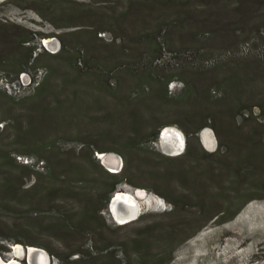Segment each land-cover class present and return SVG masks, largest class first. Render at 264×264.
<instances>
[{
	"label": "trees",
	"instance_id": "16d2710c",
	"mask_svg": "<svg viewBox=\"0 0 264 264\" xmlns=\"http://www.w3.org/2000/svg\"><path fill=\"white\" fill-rule=\"evenodd\" d=\"M95 2H106L104 11L111 12L109 27L120 33L121 38L115 40H121L123 44L118 48L120 54L116 63H97L91 57L86 59L85 48L78 49V54L66 51L68 47L61 33L44 35L59 38L63 45L60 51L38 53L37 47L31 46L24 55L8 61L18 68L14 71L19 77L31 68L36 71L37 64L42 61L64 58L78 77L83 74L82 69L93 71L95 84L73 85L79 90L73 95L83 94L87 100L81 99L77 110L68 118L67 128L62 129L74 131L69 134L85 145L82 155H69L60 163L42 155L54 150L63 137L54 142H45L44 135H37L35 139H32L35 135L28 137V118L32 112L26 116V127L18 129L16 141L24 148L18 153L29 156L40 152L38 159L53 165L50 177L59 185L58 190L63 197L73 200L71 205L65 200L52 205L53 212L57 213L53 223L46 225L39 220L33 222V218L25 219L26 222L22 219L25 214L29 217L31 213L42 214L38 207L45 202L51 204L53 199L50 193L34 197L33 189L25 190L18 185L17 176L24 172H39H34L29 164H17L12 154L0 151L3 159L0 165L3 170L0 174V216L14 222L12 228L0 229V241L44 248L57 256L62 264H108L104 259L117 264H166L173 256L172 246L179 239L178 235L184 240L191 238L206 223L232 220L251 201L264 199V0H177L174 9L179 8L178 13L173 11L171 15L164 13L169 8L163 0H119L125 7L122 13L114 3L110 5V0ZM135 7H145V17L138 11L134 20L127 19L129 12L137 11ZM210 14H227L233 20L225 25L219 16L213 19ZM71 22H66V26ZM57 27L62 29L63 25L57 24ZM148 27L152 28V37L148 40L152 45L147 51L149 54H141L145 50L142 47L145 36H149L145 31ZM219 27L226 30L220 34V40L226 43L225 46L229 45V49L216 47L213 51L207 45ZM175 28L188 36L186 44L177 48L171 43V31ZM132 29H136L134 40L127 35ZM241 40L249 45V51L236 55L232 48L239 47ZM32 41L27 38L24 43ZM165 53H171L173 58L160 63ZM206 62L212 65L208 66ZM47 67L51 74L57 73L56 67ZM205 67L210 68L206 75ZM125 71L137 79L127 94L118 78ZM32 76V82L26 88L33 89V93L42 89L43 95L52 89L44 77L37 76V72ZM200 80L205 81L203 93L197 90ZM176 81L184 84L183 92L178 96L169 89ZM66 99L58 98L51 107L62 106ZM158 103L160 108L155 109ZM169 104L178 105L186 112V117L179 122L189 144L186 151L177 156L150 149V143L156 141L161 130L168 126L160 124L158 117L150 112L164 109ZM199 104L200 110L197 109ZM40 106L38 104V108ZM51 107L45 109L48 111ZM256 108L260 110L259 114L255 113ZM93 109L102 110V115L91 116ZM125 113L129 116H123ZM83 118L90 127H96L94 133L82 130ZM207 127H212L219 138V147L214 152L200 145V134ZM95 152L119 154L124 160L122 170L109 172L95 157ZM172 161L177 162L176 168L162 169V162L169 166ZM160 179L169 184L177 180L178 190H161L156 183ZM124 183L159 194L173 205V210L169 213L172 216L168 223L145 225L138 229L136 239L124 240L120 246L126 256L120 262L117 254L111 251H107L104 258L101 256L108 250L103 235L106 219L101 212L109 196ZM93 191H98V195L93 197ZM144 218L142 216L140 220ZM129 224L119 225V228ZM50 234L66 241L67 248L57 250L50 246L45 241ZM152 244H158L156 248L163 253L160 250L153 252ZM7 250L5 245H0V254Z\"/></svg>",
	"mask_w": 264,
	"mask_h": 264
},
{
	"label": "rangeland",
	"instance_id": "374dc122",
	"mask_svg": "<svg viewBox=\"0 0 264 264\" xmlns=\"http://www.w3.org/2000/svg\"><path fill=\"white\" fill-rule=\"evenodd\" d=\"M95 1L97 0H0V151L4 150L12 154L17 164H29L34 172H39V174L24 172L20 176H17L16 179H18V181L16 180V182H18V185L23 186L22 188L25 190L33 189L32 193L35 195L34 197H41L42 195L50 193V198L53 199L51 204L45 202L38 207L40 210L39 213L43 212L44 214L31 213L30 217L28 214L22 216L25 222V219L33 218V222L39 220L46 225L49 223L51 224L54 221L53 218L57 215L56 212H53L52 205L63 200L69 203L68 205H71L73 200L68 197H63V193L58 190L60 189L59 185L50 177L53 165L50 164L49 161H40L38 159L41 154L40 152H33L36 155L32 153V155L29 156L18 153L24 150L16 141L18 129H24L26 127V116L32 112L30 118H28V129H30V131L26 132L28 137H33L35 135L32 138L35 139L37 135H41L42 137L44 135L46 139L45 142H54L58 140V138L63 137V140L57 143L54 150L43 153L42 155H47L52 162L55 160L58 162L63 161V159H67L69 155H82L83 151L86 149L85 145L81 140L73 138L76 136L69 134L74 131H62V129L67 128L68 118L72 115L73 111L77 110V106L81 99L84 101L87 100L86 96L83 94L73 95L76 91H79L78 88H74L73 85H83L87 82L95 84V80L92 73L93 71L88 68L82 69L81 73L83 74L78 77L74 72L75 69L70 67L67 60L64 58L55 59L53 61H42L37 64L36 71V68H31L30 71L21 73L19 77H17L14 71V69L18 68L8 61L13 57L24 55L26 51L28 52L30 50L29 47L31 46H36L38 53H56L60 51L63 47L61 40L57 37H44V35L50 36L55 33H61L67 47L71 48L69 50L67 48L66 51L78 54V49L85 48L86 52L83 55L86 59H90L91 57L94 58L97 63H106L107 61L116 63L120 54L118 48L123 44L121 40H115L116 38H121L120 33L109 27L110 20L108 17H110L111 12L104 11L107 9L106 2L98 3ZM110 1L112 2L110 5L114 3V6H116L121 13L124 11L125 7L118 2L119 0ZM175 1L177 0H163L169 8L164 13L171 15L173 11L174 13L177 12L176 10L179 8L174 9ZM110 5H108V7ZM136 9L137 11L129 12L126 18L134 20L138 11L145 17L147 12L145 7H137ZM218 16L223 20L225 25L231 23L233 20V18L227 14H210V17L213 19H217L214 17ZM69 21H72L71 24L66 26V22ZM57 24L63 25L62 29H59ZM148 24L150 23L148 22ZM79 25H82V27ZM179 30V28H175L171 31L172 47L177 48L178 45H182V43L188 40L186 33H181ZM135 31L136 29H132L127 34L130 36L131 40H134L137 36ZM145 31L149 36H145L144 46H142L145 50L144 53L142 52L141 54H149L147 51L150 50L152 45L148 42L149 38L152 37L150 34L152 28L148 27ZM215 32L217 33L216 30ZM140 33L144 34V31H140ZM222 33H226V30H222V28L219 27L218 33L213 36L211 42H208L209 44L207 46L209 49L214 51L216 47L219 49L222 47L223 49L229 47V45L228 47L225 46L226 43L220 40V34ZM27 38H31L33 41L24 43V40ZM222 40L226 41L227 39ZM239 44V47L234 46L232 48L236 55H239L241 51L246 52L249 47L244 40H241ZM172 58L173 55L167 53L159 62H168L171 61ZM47 65L56 67L57 73L55 75L51 74ZM206 65L209 66L212 65V63L206 62ZM209 70L210 68L205 67V75ZM36 72L37 76L44 77L46 83L52 86V89L49 90L50 92L48 91L41 95L42 89L36 90L33 93V89L26 88L27 84L30 83L31 77H33L32 75H36ZM118 78L121 81L120 86L125 90L126 94L129 93L132 85L137 80L129 71L120 73ZM108 79L110 80V78ZM202 83H205V81L200 80L197 82V90L199 93H203V90L206 89ZM183 87L184 84L182 82L176 81L171 83L169 89L173 92L174 96H178L183 92ZM155 88L157 89L158 87L155 86ZM58 98L61 100L67 99L62 106L51 107V104H54ZM38 104L42 106L38 108ZM159 104L160 103H158V105ZM158 105L155 106V109L160 108V105L159 107ZM116 106L118 107V104H116ZM46 107L51 108H48L47 111L45 109ZM106 109L109 110L108 106ZM197 109H202V106L199 104ZM259 111L258 108L255 109L256 114H259ZM102 112V110L97 111L93 109L90 115L98 117L102 115ZM150 115H156L160 120V124H168V126L164 127L172 128L169 129L170 131L168 134L179 137L182 141V149L178 153L170 154L159 137L156 141L150 143V149L153 148L156 151L158 150L165 155L171 156L181 155L185 152L189 140L187 134L181 128L179 121H182L183 118L186 117V112H183L178 105L169 104L164 109L161 107L160 110H154L153 113L150 112ZM123 116L126 117L129 116V114L125 113ZM1 119H5V121ZM81 123L83 125L82 130L88 133H94L93 129L96 128L94 125L90 127V125L87 124V120L84 118L81 120ZM73 129H76V127ZM179 132L182 133L183 137L179 135ZM192 143H194V141H192ZM171 144L174 146L175 143ZM200 145L209 152H214L218 149L219 138L212 127H207L202 130L200 134ZM196 146H198V144ZM102 155L103 153L95 152V157L106 170L109 172H118L122 170L124 160L119 154L106 152L108 163H105ZM2 163L3 159L0 156V165ZM112 163H114V165ZM176 166V161L170 162L169 166L162 162V169L164 170H172V168H176ZM1 170L2 169H0V174L3 172V170ZM16 175H18V173H15V176ZM156 183L161 190H171L173 192L178 190L177 180L169 184L170 182L166 183L160 179V181ZM56 189L58 191H55ZM117 191H125L132 194L139 209V217L135 221L131 222L129 226L119 228L121 224L116 222L109 213H107L112 193L109 196L105 208L101 212L106 219V227H104L103 235L104 239L107 240V244L104 246L108 249L101 254V256L104 258L107 251H111L116 253L118 261L120 260V262H122L125 260L126 252L120 244L124 240L129 239L131 241L136 239L138 229L141 227L143 228L145 225L151 223H168L169 218L172 216L169 213L173 210V205L159 194L148 189L138 188L129 183L119 185ZM97 192L98 191L91 192L92 196H97ZM59 198H61V200H58ZM30 209H25L24 211ZM142 216H145V218L140 220ZM13 225V219L2 218L0 216V229H2V231L6 228H12ZM31 228H33L32 224ZM47 237L45 241L50 246L54 247V249L63 250L67 248L66 241L60 240L58 237L51 234ZM181 237L182 235L177 236L179 239H177L172 246L174 249L173 256L167 260L168 262L166 264H264V199L251 201L232 220L223 223H220L219 220H214L206 223L193 237L186 238V240H184L185 238L181 239ZM165 244H167V242ZM0 245H5L8 249L3 254H0L4 260H8V258L13 256L14 243L0 241ZM21 245L24 248L31 247L23 244ZM157 246L152 244L151 250L153 252H159L160 249L156 248ZM38 248L41 249V251L37 252L38 261L30 260L31 264L43 263V261H41L43 254H45L44 257L46 256L45 264H62L57 256H53L44 248ZM160 252L163 253V250H160ZM104 260L108 264H117L114 261L110 263L106 259ZM19 262V264H28L25 256L21 257Z\"/></svg>",
	"mask_w": 264,
	"mask_h": 264
},
{
	"label": "water",
	"instance_id": "95a60500",
	"mask_svg": "<svg viewBox=\"0 0 264 264\" xmlns=\"http://www.w3.org/2000/svg\"><path fill=\"white\" fill-rule=\"evenodd\" d=\"M169 129H172V128H164L159 135V139L161 142H163V144H165V148L170 154L178 153L182 149V141L179 137L171 136L170 134H168L170 131ZM171 143H175L174 146H172ZM103 155H106V153H103ZM119 168H120V165H119ZM133 197L134 196L128 192L115 191L112 194V197L109 201L107 213H109V215L121 225H125V224L135 221L139 217V209H138V204ZM113 205L115 206V210H113ZM118 217L119 218H130V219L121 222ZM15 246H21L22 248L21 253L17 254L14 250L13 256L8 258V260H4L0 256V259L4 262V264H10L11 261L16 262V264L20 263L19 260L23 256H25V258L27 259L28 264H31L30 260L38 261L37 252L41 251L40 248L34 247V246L24 248L21 244H15L14 248ZM31 249L32 251H30ZM39 264H42V263L39 262Z\"/></svg>",
	"mask_w": 264,
	"mask_h": 264
},
{
	"label": "bare ground",
	"instance_id": "6f19581e",
	"mask_svg": "<svg viewBox=\"0 0 264 264\" xmlns=\"http://www.w3.org/2000/svg\"><path fill=\"white\" fill-rule=\"evenodd\" d=\"M179 135L180 136H182V133L181 132H179ZM183 137V136H182ZM210 144V143H209ZM102 158L104 159V161H105V163H108L107 161V158H106V155H102ZM117 161H118V159H117ZM119 162V161H118ZM113 165H114V163H112ZM128 201V200H127ZM133 201V200H132ZM113 210H115V206L113 205ZM119 218V217H118ZM128 219H130V218H119V220L122 222V221H126V220H128ZM247 243V242H246ZM14 250H15V252L17 253V254H20L21 253V251H22V248H21V246H15V248H14ZM30 251H32V249L30 250ZM34 251V250H33ZM42 254V253H41ZM44 255L45 254H43V256H42V258H41V261H43V263L42 264H45L46 263V261H45V258H46V256L44 257ZM239 257V256H238ZM247 260V259H246ZM251 262V261H250ZM31 263V262H30ZM227 263V262H226ZM0 264H4V262L0 259ZM10 264H16V262H14V261H11L10 262ZM17 264H19V263H17ZM230 264V263H229ZM249 264V263H248Z\"/></svg>",
	"mask_w": 264,
	"mask_h": 264
},
{
	"label": "built area",
	"instance_id": "2783aa9c",
	"mask_svg": "<svg viewBox=\"0 0 264 264\" xmlns=\"http://www.w3.org/2000/svg\"><path fill=\"white\" fill-rule=\"evenodd\" d=\"M31 82H32V81H31V79H30V83H29V84H27V86H26V87H28V85H30V84H31Z\"/></svg>",
	"mask_w": 264,
	"mask_h": 264
}]
</instances>
